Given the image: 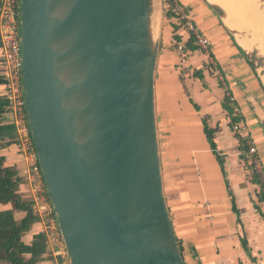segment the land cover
<instances>
[{
	"label": "water",
	"instance_id": "obj_1",
	"mask_svg": "<svg viewBox=\"0 0 264 264\" xmlns=\"http://www.w3.org/2000/svg\"><path fill=\"white\" fill-rule=\"evenodd\" d=\"M155 2L19 0L29 133L68 264H184L159 157ZM205 2L264 87V53L237 40L252 35Z\"/></svg>",
	"mask_w": 264,
	"mask_h": 264
},
{
	"label": "crops",
	"instance_id": "obj_2",
	"mask_svg": "<svg viewBox=\"0 0 264 264\" xmlns=\"http://www.w3.org/2000/svg\"><path fill=\"white\" fill-rule=\"evenodd\" d=\"M179 2L208 39L221 75L220 80L209 73L205 56L195 51L188 34L161 9L154 77L156 122L164 196L181 257L184 264H264V202L256 178L243 163L247 143H252L264 168V87L205 0ZM180 41L189 51L182 72L174 50ZM225 91L233 98L229 104L238 118L235 124L244 127L239 134L232 131L223 109ZM2 92L0 84L3 99ZM8 113L5 109L0 114V127H10L0 131V156L5 167L17 172V193L27 198L28 164ZM10 209L11 203H0V211ZM13 215L20 221L25 213ZM38 233L43 231L37 221L21 241L30 245ZM46 242L36 264L65 262L52 254V244ZM0 264H8L1 251Z\"/></svg>",
	"mask_w": 264,
	"mask_h": 264
},
{
	"label": "built area",
	"instance_id": "obj_3",
	"mask_svg": "<svg viewBox=\"0 0 264 264\" xmlns=\"http://www.w3.org/2000/svg\"><path fill=\"white\" fill-rule=\"evenodd\" d=\"M163 10L169 15L189 36L190 43L197 53L205 56V64L210 74L221 80V75L211 57L209 41L197 25L193 23L179 0H163ZM0 81L2 82V97L6 101V110L12 115V124L15 128L16 141L23 153L28 169L29 189L27 198L31 202L32 214L42 224V231L46 241L52 244V254L63 257L66 254L58 230L56 218L51 207L43 183L37 156L30 138L27 122L25 98L21 82V47H20V20L19 0H0ZM174 50L178 54V67H183L188 57V49L183 42H176ZM224 98L233 102V98L225 91ZM232 131L239 134L244 127L234 124ZM247 155L251 158L249 163L257 176L260 192L264 194V168L257 154L256 147L247 143ZM66 260V261H65ZM65 262L59 264H68Z\"/></svg>",
	"mask_w": 264,
	"mask_h": 264
},
{
	"label": "trees",
	"instance_id": "obj_4",
	"mask_svg": "<svg viewBox=\"0 0 264 264\" xmlns=\"http://www.w3.org/2000/svg\"><path fill=\"white\" fill-rule=\"evenodd\" d=\"M0 83L2 82L0 81ZM6 105V101L0 98V114L5 111ZM223 109L227 112L230 126L233 128V125L238 122V118L226 99L223 101ZM9 129L10 127H0V131ZM208 138L214 149L210 134ZM239 142L246 148L245 140L239 137ZM217 159L222 165L221 160L218 157ZM254 178L256 177L254 176ZM256 183L258 184L257 179ZM18 184L17 172L13 168L5 167L4 158L0 156V203L12 204V209L0 211V251L3 252L8 264H36L46 250V237L43 233L35 234L30 245H25L21 241L22 235L30 230L32 225L37 222V218L32 214L30 200L17 193ZM260 194V200L264 202V194L262 192ZM15 211L25 213L20 221H15L13 215ZM26 255L29 257L27 258Z\"/></svg>",
	"mask_w": 264,
	"mask_h": 264
},
{
	"label": "rangeland",
	"instance_id": "obj_5",
	"mask_svg": "<svg viewBox=\"0 0 264 264\" xmlns=\"http://www.w3.org/2000/svg\"><path fill=\"white\" fill-rule=\"evenodd\" d=\"M219 1V3L221 4V1L220 0H218ZM164 2V1H163ZM162 2V3H163ZM257 2H258V0H248V5H249V8L247 9L245 6L244 7H242V13H235V12H232V10H229L228 11V7H226V6H224V8L227 10V12H229L228 14L231 16L232 15V17L233 18H236V22L238 23V24H241L243 27H245L243 24H247L248 25V23L250 22V23H252V28H250L249 30H247L246 29V27H245V32H247V33H249V34H251V35H255L256 37H257V35H258V39H259V41L261 42V45H262V47L264 48V27H263V22H264V20H262L261 19V15H260V10H259V5L257 4ZM255 4V5H254ZM257 4V5H256ZM222 5V4H221ZM224 5V4H223ZM222 5V6H223ZM247 5V6H248ZM163 6V5H162ZM252 8V12H253V14H252V12H250L249 11V9H251ZM254 8V9H253ZM256 8V9H255ZM163 9V8H162ZM247 10V11H246ZM249 11V12H248ZM231 12V13H230ZM262 12V14L264 15V11H261ZM159 13H160V7H159V10H158V15H159ZM165 13V12H164ZM255 13V14H254ZM252 14V15H251ZM257 14L259 15V16H257ZM254 15V16H253ZM235 16V17H234ZM252 16V17H251ZM231 17V18H232ZM254 18L256 19V21H258V19H259V26L257 25L258 24V22L256 23V21H253L254 20ZM253 19V20H252ZM157 20V19H156ZM156 20L154 19L153 21V23H155L156 22ZM261 20V21H260ZM262 22V23H261ZM255 27V28H254ZM263 30H262V29ZM254 29V30H253ZM259 31L257 34L255 33V32H257V30ZM252 30H253V33H252ZM262 30V31H261ZM259 34H262V36L261 35H259ZM155 108H156V100H155ZM8 116H7V118H8V121H12V116H11V114L10 113H8L7 114ZM158 143H159V141H158ZM159 148H160V146H159ZM159 157H160V151H159ZM250 157L247 155V156H245V157H243V163H244V165H245V167L246 168H248V170H249V172L251 173V174H253L255 177H256V179H257V176H256V174L254 173V171L252 170V166L250 165V163H249V161H250ZM160 166H161V159H160ZM161 172H162V168H161ZM163 182V181H162ZM257 182H258V179H257ZM163 193H164V188H163ZM259 193H260V188H259ZM165 197V196H164ZM67 257H65V259H66Z\"/></svg>",
	"mask_w": 264,
	"mask_h": 264
},
{
	"label": "bare ground",
	"instance_id": "obj_6",
	"mask_svg": "<svg viewBox=\"0 0 264 264\" xmlns=\"http://www.w3.org/2000/svg\"><path fill=\"white\" fill-rule=\"evenodd\" d=\"M209 2H211V3H218V0H208ZM221 1V4L223 5V7L224 6H226V7H228L227 9H228V11L229 10H232V12H235V13H242V7H246L247 9L249 8V3H248V0H220ZM219 4V3H218ZM220 5V4H219ZM248 5V6H247ZM255 5V4H254ZM257 5V4H256ZM225 7V8H226ZM254 9V8H253ZM256 9V8H255ZM158 10H159V8H158V3L157 2H155V13H154V16H153V18L156 20L157 19V17H158ZM163 10V9H162ZM251 10V11H250ZM247 11V10H246ZM249 11L250 12H252V8L251 9H249ZM248 11V12H249ZM254 12V11H253ZM253 12H252V14H253ZM229 13V12H228ZM231 13V12H230ZM251 14V15H252ZM255 14V13H254ZM261 15V14H260ZM254 16V15H253ZM257 16H259L258 14H257ZM230 17H232V15L230 16ZM252 17V16H251ZM261 17V16H260ZM153 19V20H154ZM236 20V19H235ZM253 20V19H252ZM264 20V19H263ZM253 21H256V19L254 18V20ZM261 21V20H260ZM154 22V21H153ZM226 24H227V26L230 28V29H232V30H236V31H241V29L239 28V26L238 25H235L234 23H232L231 22V20L230 19H226ZM258 22V26L260 25L259 23V19H258V21H256V23ZM239 23V22H238ZM262 23V22H261ZM263 24H264V22H263ZM245 27H246V29L247 30H249L250 28H252V23H248V25L247 24H243ZM263 27H264V25H263ZM255 28V27H254ZM262 29V28H261ZM251 30V29H250ZM254 30V29H253ZM253 30H252V33H253ZM257 30V29H256ZM263 30V29H262ZM261 30V31H262ZM259 31L257 30V32H255L256 34L258 33ZM264 33V32H263ZM259 35H261L262 36V34H259ZM257 37H258V35H257ZM254 34L252 35V40L253 41H247V40H245V39H243V38H241V37H238V43L246 50V51H249L251 48H252V46L253 45H257L259 48H260V51H261V53H264V48L262 47V45H261V42L259 41V39L257 38ZM264 39V38H263ZM263 82H264V79H263Z\"/></svg>",
	"mask_w": 264,
	"mask_h": 264
},
{
	"label": "flooded vegetation",
	"instance_id": "obj_7",
	"mask_svg": "<svg viewBox=\"0 0 264 264\" xmlns=\"http://www.w3.org/2000/svg\"><path fill=\"white\" fill-rule=\"evenodd\" d=\"M1 80V79H0ZM2 85V83H0Z\"/></svg>",
	"mask_w": 264,
	"mask_h": 264
}]
</instances>
